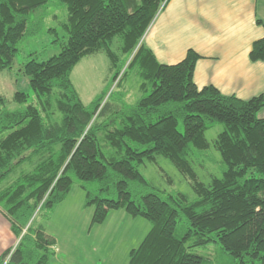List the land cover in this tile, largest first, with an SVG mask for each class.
<instances>
[{"label":"trees","instance_id":"1","mask_svg":"<svg viewBox=\"0 0 264 264\" xmlns=\"http://www.w3.org/2000/svg\"><path fill=\"white\" fill-rule=\"evenodd\" d=\"M166 1L0 0V70L11 67L19 42L38 30L39 21L28 19L32 11L54 4L67 12L60 51L23 63L36 103L17 90L16 107H0V209L19 237L0 264L48 262L54 240L32 225L33 215L61 202L73 178L96 183L84 201L94 206L93 223L120 208L150 222L126 264H208L191 249L212 242L224 254L222 264H264V117L258 116L264 94L240 99L212 85L198 88L193 69L200 55L191 49L174 64L157 62L142 38ZM114 40L131 54L128 66L136 67L143 93L132 104L102 102L104 95L84 104L71 71L98 51L114 68ZM249 58L264 60V36L253 41ZM215 123L223 127L210 144L205 131ZM210 146L221 174L204 183L190 158ZM158 156L188 179L194 200L148 186L139 166ZM23 163L31 169L11 176Z\"/></svg>","mask_w":264,"mask_h":264},{"label":"rangeland","instance_id":"2","mask_svg":"<svg viewBox=\"0 0 264 264\" xmlns=\"http://www.w3.org/2000/svg\"><path fill=\"white\" fill-rule=\"evenodd\" d=\"M66 15L63 6L54 4L30 13L29 21L38 20L39 27L34 35L19 42L11 67L0 70V107L15 108L12 96L17 90L28 93L29 102L36 103L28 78L22 73L23 63L29 58L45 60L60 51L66 40V33L61 28ZM110 48L117 56L114 68L105 52L98 51L82 57L71 71V81L84 104H89L98 95H104L102 102L117 106L132 104L143 93L136 67L128 66L131 54L122 53L115 40ZM117 70L119 74L114 80L113 72ZM222 127L221 123H215L205 131L210 144ZM190 161L204 183L221 174L220 157L212 146L204 153L196 151ZM30 169L31 165L23 163L11 176ZM139 170L151 188L183 193L188 201L196 197L188 179L164 157L142 163ZM86 189L95 190L96 183L73 178L70 191L61 202L51 210L34 213L32 225L42 228L54 240L45 264H126L129 250L137 247L149 230L151 224L147 219L131 216L122 208L110 209L101 223H93L94 206L84 205ZM191 251L204 257L208 264H222L224 254L216 243Z\"/></svg>","mask_w":264,"mask_h":264},{"label":"crops","instance_id":"3","mask_svg":"<svg viewBox=\"0 0 264 264\" xmlns=\"http://www.w3.org/2000/svg\"><path fill=\"white\" fill-rule=\"evenodd\" d=\"M263 36L264 0H167L142 41L163 64L195 51L200 55L193 69L198 88L212 85L222 94L248 99L264 94V60L249 58L253 41ZM258 116L264 117V107ZM17 241L0 209V256Z\"/></svg>","mask_w":264,"mask_h":264},{"label":"built area","instance_id":"4","mask_svg":"<svg viewBox=\"0 0 264 264\" xmlns=\"http://www.w3.org/2000/svg\"><path fill=\"white\" fill-rule=\"evenodd\" d=\"M166 1V0H165Z\"/></svg>","mask_w":264,"mask_h":264}]
</instances>
